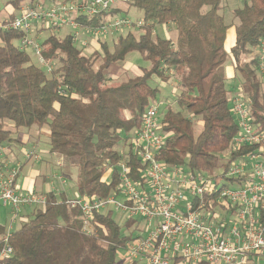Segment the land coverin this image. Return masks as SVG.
Wrapping results in <instances>:
<instances>
[{"label":"trees","instance_id":"1","mask_svg":"<svg viewBox=\"0 0 264 264\" xmlns=\"http://www.w3.org/2000/svg\"><path fill=\"white\" fill-rule=\"evenodd\" d=\"M231 1L238 6L231 22H226L222 11ZM24 2L5 0L4 19L15 18ZM128 5L143 13L144 33L139 38L129 32L117 38L112 49L109 40L100 41L99 48L85 56L73 36L51 33L40 43L44 59L53 66L51 73L20 49L24 32L0 29V144L11 140L6 122L22 128L47 126L50 152L77 161L78 196L108 197L119 185L117 170L109 173L111 166L126 161L133 177L142 179L146 166L130 140L141 128L147 107L157 99L159 88L149 83L156 77L165 84L176 79L181 90L160 113L166 138L158 160L165 166L227 172L235 162L264 150V142L233 149L240 129L231 111L226 77L231 62L242 78L239 90L251 102L252 124L264 134V77L258 74V58L253 56L264 41V0H131ZM168 24L176 27L175 42L155 36L157 25ZM233 26L235 43L227 50V32ZM101 51L103 60L98 63ZM132 52H139L149 67L127 81L107 85L109 68ZM197 121L203 126L198 135ZM122 145L124 150L119 148ZM224 153L229 155L220 163ZM199 206L196 200L194 210ZM30 215L12 232L14 256L7 264H119L118 248L129 240L112 214L97 216L95 234H82L79 210L53 194L48 195L44 210ZM5 234L0 225V237ZM249 264H264V259Z\"/></svg>","mask_w":264,"mask_h":264},{"label":"built area","instance_id":"2","mask_svg":"<svg viewBox=\"0 0 264 264\" xmlns=\"http://www.w3.org/2000/svg\"><path fill=\"white\" fill-rule=\"evenodd\" d=\"M130 1L68 0L47 6L45 0H31L21 5L19 14L11 21L3 18L0 29L24 32L20 49L31 50L38 63L51 73L53 66L44 59L43 47L35 38L41 33L39 30L69 25L86 35L79 40L80 33H75L74 44H80L83 50L93 43L99 46L100 41L115 38L125 29L145 26L143 20L134 24L112 14L118 10L117 4ZM79 19L87 22L83 24ZM92 20L100 24L89 26ZM33 28H37L34 37ZM257 58V72L264 77V41L257 49ZM231 103L240 129L232 141L233 149L263 143L264 134L252 124L251 102L241 90ZM165 138L160 111L150 104L141 128L130 140L134 153L146 166L142 179H135L131 167L123 161L109 169L110 175L117 170L119 179L112 195L66 200L69 207L80 212L81 233L95 234L97 216L116 212L126 223L132 222V230L126 234L129 240L117 251L119 264H249L264 259V150L235 162L227 172L221 168L218 174L217 169L213 174L191 172L185 166L167 167L158 160ZM26 158L40 159L35 150L27 153ZM19 173V167L0 155V206L11 210L13 224L23 209L44 210L48 202V195L20 193ZM236 178L246 180L236 184L232 182ZM111 182L106 179L107 185ZM196 200L199 210H194ZM216 206L222 210L220 215ZM11 235L8 231L0 237V264H7L14 256Z\"/></svg>","mask_w":264,"mask_h":264},{"label":"rangeland","instance_id":"3","mask_svg":"<svg viewBox=\"0 0 264 264\" xmlns=\"http://www.w3.org/2000/svg\"><path fill=\"white\" fill-rule=\"evenodd\" d=\"M7 1V0H6ZM46 1V0H45ZM68 0H47L48 3L52 2L51 4H57V3H64ZM4 2L5 0H0V21L4 18ZM31 0H25V3H30ZM46 2V5H47ZM228 7L224 11H222V14H224L226 22H231L232 20V11L238 6L236 5V1H231L228 4ZM123 8L121 9V12H119V17H125L129 20H131L134 24H136L138 21L143 20V13L133 7H130L128 4H123ZM41 27L40 25L38 28ZM37 31V28H33L31 36L34 37L35 33ZM79 32L80 37L79 40H82L85 38L84 31L81 29H75L69 25L62 26L59 29H50V30H42L37 38V42L41 43L45 38L49 36V34L53 33L56 36H59L60 38H64L66 36H74L75 33ZM129 32L135 35L136 38H139L140 35L144 33V30L142 28H136L135 26L131 27L130 29L123 30L119 35H117L115 38L108 39L110 48L112 49L113 42L119 38L120 36H126ZM155 36H160L164 38H171L174 42L177 40V30L174 24H168V25H157L155 27ZM235 43V27H230L227 32V40H226V48H231ZM79 48H81L80 44H77ZM257 51V50H256ZM27 53L30 54L33 61L41 66L35 55L32 53L31 50H28ZM90 51L88 49L83 51V54L85 56L90 55ZM103 52L101 51L100 56L98 57L97 61L100 63L103 60ZM42 67V66H41ZM149 64L144 62L139 52H132L127 55L126 59L124 61H120L116 64H113L109 70L107 71L108 81L107 85H117L121 82L127 81L129 78L136 77L142 73V70L144 68H148ZM237 79L231 80L227 79V86L230 89V97H235L239 94L240 89V83H241V76L239 72H236ZM262 82L264 79H261ZM150 85L154 87L159 88V94L157 96V99L152 101V105H156L162 113L165 106L167 104H173L177 98V96L180 94L181 90L177 83L176 79H170L166 84L159 82V80L156 77H153L150 80ZM262 92L264 93V82L262 86ZM232 107V103H231ZM161 119V114H160ZM5 128L8 129L11 132L10 135V141L4 142L0 144V155L2 158L7 159L12 165H15L20 168V178L25 177L28 180V186L30 191L24 192L18 185V190L20 193H29V192H36L40 193L41 190L44 189L43 185V177L47 175L46 168L51 163V154L50 147H49V138L45 134L36 135L35 134V127L31 128H22V127H16L14 124L10 122L5 123ZM45 129L49 128L46 126ZM203 129L202 122L197 121L195 125V132L196 135L200 134ZM34 144H37L38 150L35 152L36 154L41 158V164H37L39 160H35L32 158L31 160H27L26 154L34 151ZM120 150H124L125 146H120ZM227 153H224L220 163L226 162L227 159ZM62 157V156H59ZM224 157V159H223ZM64 159H67L63 157ZM60 159V158H59ZM70 162L76 163V160H68ZM22 164V165H21ZM218 171L216 174L220 172V169H217ZM34 172V176H30V172ZM75 177H77V174H75ZM109 179V174L106 177ZM224 184H229V182L225 181ZM68 194L71 197H76L78 195L77 192V182L76 179L71 178L68 182ZM9 209V208H8ZM216 211L220 215L222 213V210L216 206ZM34 211V208L29 207L22 210V212L17 216L16 222L13 224V215L10 213L9 210H5V212L0 210V222H4V226L8 231L14 232L18 230L22 224L25 222H28L31 218V213ZM8 214V216H7ZM114 220L122 226L124 229L125 234L130 233L132 228L126 227V220L123 219V216L119 213L112 214Z\"/></svg>","mask_w":264,"mask_h":264},{"label":"crops","instance_id":"4","mask_svg":"<svg viewBox=\"0 0 264 264\" xmlns=\"http://www.w3.org/2000/svg\"><path fill=\"white\" fill-rule=\"evenodd\" d=\"M46 2H47V0L45 1V3ZM51 3L52 2H50V3L47 2V6L51 5ZM122 6H123V4H117L116 8H118V10L120 11L123 8ZM98 48H99V46L97 44L93 43V45H91L90 47H87L86 49H88L91 52L90 53V55H91ZM231 48H229L227 50H230ZM253 56L257 57V51L254 52ZM226 77H227V79L229 78L230 81L234 80V79L236 80V70H235V68L231 62H229L228 65L226 66ZM35 131H36L35 132L36 135H40L43 133V134L47 135L49 138L50 133L48 132V129L36 128ZM33 148H34V150L36 149V151H37L38 150L37 144L36 145L34 144ZM51 154H53V153H51ZM50 159L52 162L49 163V165L46 168L45 172L47 173V175L45 177H43L44 189L41 190L40 194H43V195L53 194L57 198L58 201H61L64 199L67 200V199L76 198L78 195L76 197H71L68 194V190H69L68 182L71 178L76 179L77 192H78V168L76 166V163L68 161L69 159H64L63 157H59V155H57V154H53V156H51ZM41 162L42 161L40 158V161L37 164H41ZM13 166H15V165H13ZM75 174H77V177H75ZM34 175H35L34 172L31 171L30 176H34ZM17 185L22 190H24V192L30 191L29 190L30 188L28 186V180L25 177L20 178V173H19V176L17 178ZM32 192H34V191H32ZM6 209L11 212L10 209L3 207V206H0V210L2 212L3 211L5 212ZM4 216H6V212H5ZM7 216H8V214H7ZM0 225L4 226L5 224H4V222H0ZM6 233H7V229H6Z\"/></svg>","mask_w":264,"mask_h":264}]
</instances>
